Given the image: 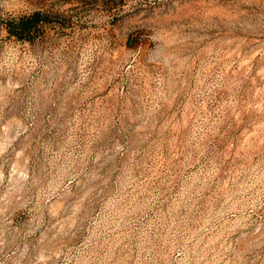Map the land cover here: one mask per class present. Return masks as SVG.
<instances>
[{"label": "rangeland", "instance_id": "rangeland-1", "mask_svg": "<svg viewBox=\"0 0 264 264\" xmlns=\"http://www.w3.org/2000/svg\"><path fill=\"white\" fill-rule=\"evenodd\" d=\"M0 264H264V0H0Z\"/></svg>", "mask_w": 264, "mask_h": 264}, {"label": "trees", "instance_id": "trees-1", "mask_svg": "<svg viewBox=\"0 0 264 264\" xmlns=\"http://www.w3.org/2000/svg\"><path fill=\"white\" fill-rule=\"evenodd\" d=\"M50 24V18L40 12L6 22L5 29L10 37L18 41L32 42Z\"/></svg>", "mask_w": 264, "mask_h": 264}]
</instances>
